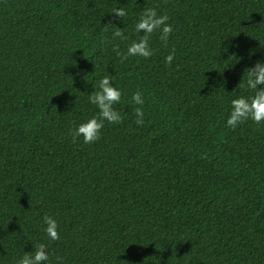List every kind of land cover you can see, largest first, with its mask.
Here are the masks:
<instances>
[{
	"label": "trees",
	"instance_id": "16d2710c",
	"mask_svg": "<svg viewBox=\"0 0 264 264\" xmlns=\"http://www.w3.org/2000/svg\"><path fill=\"white\" fill-rule=\"evenodd\" d=\"M147 8L169 16L168 45L153 33L152 57L121 62ZM257 61L264 0H0V264L39 243L45 264H264V123L227 127ZM105 75L123 122L73 143Z\"/></svg>",
	"mask_w": 264,
	"mask_h": 264
},
{
	"label": "clouds",
	"instance_id": "9594fccd",
	"mask_svg": "<svg viewBox=\"0 0 264 264\" xmlns=\"http://www.w3.org/2000/svg\"><path fill=\"white\" fill-rule=\"evenodd\" d=\"M117 18H123L127 15L124 8H117L112 10ZM169 16L167 14H158L156 8H147L139 16L135 25V31L140 33L142 30L143 35L140 36L138 41H133L126 53H121L118 47L113 48V51L120 56L121 62L128 59L129 56H139L145 59L154 55V50L150 46V38L153 33H159L160 40L164 43L165 47L168 45L170 35L173 33V26L168 23ZM109 28L113 29V38L127 39L124 35V30L116 27L110 20L104 26V31L107 32ZM175 57V48L173 47L169 54L165 57V62L171 65ZM247 73L246 86L248 89L253 90L254 95L251 97H238L231 101L232 110L227 119V127L235 129L238 125L245 123L251 119L255 124L260 125L264 123V62L257 61L253 67L245 70ZM113 77L105 75L99 82V90H95L88 96L89 103L95 105L99 109L98 115L92 116L87 121L81 123L71 131L73 143L77 142L78 138L83 137V143H95L101 138V131L105 126V122L109 124H119L123 122L124 117L121 113L114 108L115 104L121 101L122 91L114 87L112 84ZM240 87H245L244 83L239 84ZM143 93L137 90L132 96V102L136 105H143ZM53 108L56 110L55 106ZM135 115L137 117L136 123L138 125L144 124V112L142 107L135 108ZM44 224L46 225L44 231L46 236L51 241L60 239L59 223L51 215L45 214L43 217ZM57 264L62 261L61 257H56ZM50 261L48 253V245L39 243L36 245L35 250L32 252H24L22 257L16 264H45ZM121 264H128L127 261H121Z\"/></svg>",
	"mask_w": 264,
	"mask_h": 264
}]
</instances>
